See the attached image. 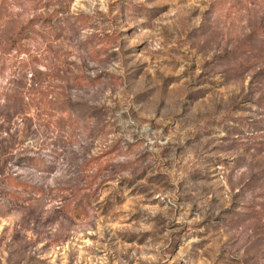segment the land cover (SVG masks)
Listing matches in <instances>:
<instances>
[{
    "label": "rangeland",
    "instance_id": "374dc122",
    "mask_svg": "<svg viewBox=\"0 0 264 264\" xmlns=\"http://www.w3.org/2000/svg\"><path fill=\"white\" fill-rule=\"evenodd\" d=\"M0 264H264V0H0Z\"/></svg>",
    "mask_w": 264,
    "mask_h": 264
},
{
    "label": "trees",
    "instance_id": "16d2710c",
    "mask_svg": "<svg viewBox=\"0 0 264 264\" xmlns=\"http://www.w3.org/2000/svg\"><path fill=\"white\" fill-rule=\"evenodd\" d=\"M53 17L50 18L49 20L52 21V20H56L54 17H57V16H54L52 15ZM33 20L29 21L27 24H25L18 32L17 36L18 38L17 39H14V41H20L21 39L23 38H27V37H30L31 35H33L32 33L34 32H37V28H35L34 24H33ZM5 181L11 185V186H14V187H17V188H24V189H29V187H31L29 184H25L23 182H20L18 180H16V178L14 177H6L5 178Z\"/></svg>",
    "mask_w": 264,
    "mask_h": 264
}]
</instances>
